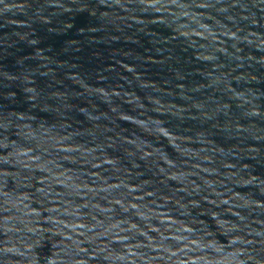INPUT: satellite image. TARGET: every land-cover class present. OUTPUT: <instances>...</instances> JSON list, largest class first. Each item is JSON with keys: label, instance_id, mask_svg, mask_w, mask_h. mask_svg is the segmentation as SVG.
I'll return each instance as SVG.
<instances>
[{"label": "water", "instance_id": "obj_1", "mask_svg": "<svg viewBox=\"0 0 264 264\" xmlns=\"http://www.w3.org/2000/svg\"><path fill=\"white\" fill-rule=\"evenodd\" d=\"M0 264H264V0H0Z\"/></svg>", "mask_w": 264, "mask_h": 264}]
</instances>
